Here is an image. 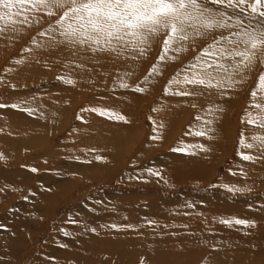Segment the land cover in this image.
Wrapping results in <instances>:
<instances>
[{
    "label": "rangeland",
    "instance_id": "1",
    "mask_svg": "<svg viewBox=\"0 0 264 264\" xmlns=\"http://www.w3.org/2000/svg\"><path fill=\"white\" fill-rule=\"evenodd\" d=\"M30 21V25H21L18 21L14 25L12 22H0V103L10 105L24 101L22 107H26L34 99L28 98L30 92H40L50 96L51 109L35 121L29 115L25 118L9 114L8 118L4 112L7 109L23 111L10 106L0 108V154L6 157L0 159V189H3L0 191V224L6 226L0 228V264H67V261L71 264L72 257L61 255L51 259L47 252L53 251L54 245H58L65 236L64 231L59 230L62 229L61 222L78 215L82 219L76 218L77 225L71 222L68 225H72V235L78 237L82 246H79L82 252L74 253V256L79 261L85 258L83 264H93L92 258L103 259L104 252H113L108 235L113 232L122 235L124 231L134 240V245L130 243L129 247L139 250L141 243L148 245L139 251L140 254L130 255L133 256V264L137 261L145 264L143 260L147 258L146 264H153L151 254L157 250L168 255L175 251L177 258L189 255L187 250L198 251L196 258H192L191 252L185 256V261L191 264H207L209 261L212 264L216 258L214 247L235 252L234 259L225 258L231 261L228 264H264V162L243 161L237 154L244 151L258 155L256 149L242 147L239 138L244 133L245 141L250 142L251 136L258 133L254 125H247L246 118L242 123L241 118L247 111L256 113L249 104L259 74L264 72V63L257 60L252 71L243 73L241 84L226 90L227 95L222 98H212L224 111L215 114L214 123L209 126L214 131L207 136H195L190 133L199 128L203 119L209 118L206 116L208 101L205 98L165 97L162 85L166 80L162 78H156L155 86L146 94L112 88V77L121 76L127 69L133 71V76L126 79L130 84L146 73L160 54L159 44L154 45L147 57L140 61L114 60L98 54L95 59L99 64H93L91 54H86L83 56L86 67L70 71L56 62L55 56H49L48 51L32 43L33 38L38 43L47 39L39 32L47 28L50 19L40 13L30 17ZM198 50L199 47L184 54L183 62L190 60ZM62 56L67 57L68 54L64 52ZM46 59L50 67L45 66ZM19 60L23 63H17ZM166 63L165 76L174 74L181 66L180 61L168 60ZM87 68L93 71L89 73ZM61 75L73 78L77 83L67 85L57 78ZM88 79L92 80L91 84L85 82ZM49 82L56 86L46 85ZM43 83L45 85L41 86ZM12 84L15 88L10 87ZM257 93L259 100L264 94L259 89ZM193 102L197 104L196 108L191 107ZM92 106L113 107L130 123L100 117L87 110L81 112V108ZM153 107L158 111H152ZM78 116L82 119H77ZM197 116L201 120H197ZM3 118L8 121L1 122ZM154 135L162 138L152 139ZM27 141L31 144L28 145ZM82 141L83 146L80 145ZM74 144L75 151L81 150V146L86 148L83 149L85 154L82 152L80 155L84 160L88 157L90 164H97V169L74 166L81 168L82 173L85 169V174L88 172L82 175L81 180L75 177L79 170L69 171L68 168L64 173L60 170L63 166H58L63 156L72 160L73 156L68 155H71L69 148ZM196 145H203V149ZM41 148L46 150L40 151ZM92 148L100 149L105 159L95 160L96 151H88ZM176 148L186 150L174 151ZM41 152L49 154L50 159L39 157L44 156ZM37 163L45 164V167L41 168ZM32 167L38 171L32 172ZM49 168L53 169L51 177L54 176V183L39 177L43 169ZM147 168H153L161 175H149ZM241 168L247 175L241 173ZM14 170H19L22 175L12 173ZM60 171L63 172L62 178L69 176L67 182L60 180ZM223 184L251 190L232 193L221 187ZM25 196L27 200L23 198ZM186 203L194 207H185ZM231 217L252 220L255 224L229 227L220 222ZM146 220L156 223L149 225ZM112 223H131L137 227L113 229L110 227ZM165 224L168 227L165 228ZM84 225L95 227L96 233L85 232ZM86 236L94 248L88 257L85 253L91 244L82 242ZM103 238L107 242H99ZM70 246L73 247L72 244ZM40 249H43L41 254ZM177 258L171 263L167 260H162V263L180 264V261H174Z\"/></svg>",
    "mask_w": 264,
    "mask_h": 264
},
{
    "label": "snow or ice",
    "instance_id": "2",
    "mask_svg": "<svg viewBox=\"0 0 264 264\" xmlns=\"http://www.w3.org/2000/svg\"><path fill=\"white\" fill-rule=\"evenodd\" d=\"M245 6L251 9L252 14L258 13L259 19L246 22L242 15ZM237 8L240 9L239 14L235 11ZM229 9L233 11L230 12ZM40 13L51 21L45 30L39 32L40 36H47V39L43 43H38L33 38L32 43L37 48L48 51L49 56H55L56 62L61 63L66 70L84 69L86 63L83 56L86 54H91L93 64H99V60L95 59L98 54L114 60L140 61L147 57L154 45L159 44L160 54L146 73L141 74L130 84L126 79L133 76V71L127 69L121 76L112 77V88L131 89L134 93L146 94L155 86L156 78H162L166 80L162 85V95L165 97L175 96L193 100L205 98L208 101L206 116L209 118L203 119L199 128L190 133L195 136H207L209 132L214 131L209 126L213 125L215 114L224 111L220 103L212 98L214 96L222 98L227 95L226 90L235 89L241 84L243 73L252 71L257 60L264 63V0H253L252 3H248V0H0V22H12L14 25L18 21L21 25H30V17ZM198 47L196 55L186 63L183 62V55L190 50L196 51ZM64 52L68 54L67 57L62 56ZM168 60L180 61L181 66L174 74L165 76ZM36 62L40 61L37 59ZM17 63H23V60ZM45 66L50 67L47 59ZM87 71L90 73L93 69L87 68ZM57 78L67 85L77 83L75 79L63 75ZM85 82L91 84L92 80L88 79ZM10 87L15 88V85L12 84ZM257 89L264 94V72L259 74L256 88L251 92L249 108L255 109L256 113L247 111L241 118L242 123L246 118L247 125H254L258 133L251 136L250 142L245 141L244 133H241L239 138L242 147L256 149L258 155L238 151L237 154L243 161L264 162V95L257 100ZM24 103V101L10 105L0 103V108L10 106L33 114L34 109L22 107ZM191 107L196 108L197 104L193 102ZM85 110L110 120L130 123L125 115L113 107L81 108V112ZM151 110L158 111L155 107ZM43 116L44 114L41 113V117ZM77 119H82V116H78ZM196 119L201 120V117L197 116ZM153 131L155 132L156 129L154 128ZM161 138L158 135L152 137V139ZM196 147L203 149V145ZM185 150V148L174 149L179 152ZM88 151L96 150L92 148ZM72 158L80 160L79 156ZM0 159L6 157L0 154ZM102 159L105 157L95 155V160ZM31 171L37 172L38 169L32 167ZM146 171L149 175L158 177L161 175L153 168H147ZM240 171L247 175L243 168ZM129 179L132 177L130 176ZM210 186L214 187V185ZM221 187L232 193L251 190L229 184H223ZM23 198L28 199L27 196ZM185 207L191 208L194 205L186 203ZM69 221L77 223L71 218ZM220 222L229 227L255 224L252 220L238 217L221 219ZM146 223L151 225L156 222L146 220ZM107 226L101 225V227ZM5 227L0 224V228ZM110 227L135 229L137 225L112 223ZM84 230L92 233L97 231L95 227L88 225H84ZM64 235L70 234L64 231ZM61 246L66 247V245Z\"/></svg>",
    "mask_w": 264,
    "mask_h": 264
},
{
    "label": "bare ground",
    "instance_id": "3",
    "mask_svg": "<svg viewBox=\"0 0 264 264\" xmlns=\"http://www.w3.org/2000/svg\"><path fill=\"white\" fill-rule=\"evenodd\" d=\"M249 3H251V2H249ZM229 11L231 12V11H233L232 9H229ZM235 11L239 14L240 13V9L239 8H237V9H235ZM242 15H243V17L245 18V20H246V22L248 21V20H252L253 22L255 21V20H257V19H259V16H258V13L257 14H252L251 13V9L250 8H248V7H244V12L242 13ZM14 69V68H13ZM44 70V69H43ZM24 71V70H23ZM36 71V70H35ZM38 71V70H37ZM46 71V70H45ZM50 74V73H49ZM44 77V76H43ZM46 78V77H45ZM250 79V78H249ZM19 82V81H18ZM63 83V82H62ZM22 84V83H21ZM55 84V83H54ZM52 82H49V83H47L46 85H48V86H53L54 85ZM41 86H44L45 84L43 83V84H40ZM19 86V85H18ZM55 86H56V84H55ZM54 86V87H55ZM53 87V88H54ZM64 89V88H63ZM58 90V89H57ZM44 92V91H43ZM49 92V91H48ZM31 94L28 96V98H32V97H34V99H33V101H31V102H29V104H28V106H26V107H30V108H32V109H34V113L33 114H26L25 112H13V110L12 109H7L6 111H4V112H6L5 114H7L8 115V118H9V114H13V115H15V116H18L19 115V117H22V115L23 116H25V118H27V116L28 117H30V116H32V117H34V119L33 120H35V121H37L36 119L37 118H41V113H45V112H47L48 110H50L51 109V106H50V101H51V99L49 98L50 96L49 95H43V94H40V92H37V93H34V92H30ZM86 93V92H85ZM53 95H54V93H53ZM134 96V95H133ZM53 97V96H52ZM59 98V97H58ZM61 98V97H60ZM132 98V97H131ZM99 100V99H98ZM4 117H6V116H4ZM44 117V116H43ZM13 119V118H12ZM30 119V118H29ZM3 121H1V122H6V121H8V119L6 120H4V118L2 119ZM33 120H32V122H33ZM10 121V120H9ZM30 121H31V119H30ZM52 121V120H51ZM29 122V121H28ZM8 129V128H7ZM9 131V130H8ZM113 132V131H112ZM6 133H7V131H6ZM17 134V133H16ZM112 134V133H111ZM24 135V134H23ZM4 136H6V135H4ZM3 136V137H4ZM14 137V136H13ZM12 137V138H13ZM129 137V136H128ZM18 138V137H17ZM20 138V137H19ZM21 138H23L22 136H21ZM86 137H84V139H85ZM88 138H90V137H88ZM9 139H11V138H9ZM28 139H30V138H28ZM38 140V139H37ZM34 141V140H33ZM39 141V140H38ZM37 141V142H38ZM48 141V140H47ZM7 142V141H6ZM9 142H11V140L9 141ZM13 142V141H12ZM28 142V145L29 144H31L30 143V141H27ZM45 142V141H44ZM0 143H2V142H0ZM5 143V142H4ZM16 143H18V142H16ZM41 143V142H40ZM46 143H48V142H46ZM50 143V142H49ZM10 144V143H9ZM22 144V143H21ZM33 144V143H32ZM82 144V146L84 145V143H83V141L80 143V145ZM13 145V144H12ZM37 145H38V143H37ZM39 145H41V144H39ZM45 145V144H44ZM34 146V145H33ZM42 146V145H41ZM81 146V150H77V151H75V148H76V144H74L72 147L73 148H69L70 149V154L71 155H68V156H73V157H75V156H79L80 157V160H74V158H72V160L70 159V160H68V157L67 156H63L62 157V159L60 160V163L58 164V166L60 167V165L61 166H63L60 170H63L64 171V173L66 172L67 173V169L69 168V171H75V169L76 170H79V172H80V169L81 168H75L74 166H82V168H88V169H90V168H92V167H94V169L96 168V166H97V164L95 165H92L93 163H91L90 164V162H89V158L88 157H85V159L86 160H84V156L83 157H81L80 155H82V152H83V147ZM18 147V146H17ZM16 147V148H17ZM21 147V146H20ZM32 147V146H31ZM39 147V146H38ZM75 147V148H74ZM13 148H14V146H13ZM37 148V147H36ZM12 149V148H11ZM29 149V148H28ZM49 149V148H48ZM86 149V148H85ZM84 149V150H85ZM38 150H39V148H38ZM43 150H46V149H44V148H41V150L40 151H43ZM42 154L41 155H43L44 154V156H39V157H41V158H43V157H48L49 156V154H46V152H41ZM84 153V152H83ZM34 154V153H33ZM38 154V153H37ZM85 154V153H84ZM97 154H99V155H102L103 154V152H101V150L99 149V150H96V155ZM24 156V155H23ZM67 157V158H66ZM49 158V157H48ZM44 159V158H43ZM47 159V158H46ZM50 159V158H49ZM67 159V161H65ZM41 161H44V160H41ZM83 161V162H82ZM84 161H86V163L84 162ZM37 162V161H36ZM45 162V161H44ZM49 162V161H48ZM43 163V162H42ZM67 163V164H66ZM38 165H41L40 167L41 168H43V167H45L44 165L45 164H40V163H37ZM37 165V166H38ZM100 166V165H99ZM56 167V166H55ZM54 167V168H55ZM97 169V168H96ZM53 170V169H52ZM50 168L49 169H43L41 172L43 173H41L42 175H40L39 177H44V178H46V179H49L48 181H53V177H51V175L53 174V171H52ZM56 170V169H55ZM15 171V170H14ZM4 173H5V171H3ZM56 172V171H55ZM54 172V173H55ZM78 172V174H77V176H75L78 180H81V178H83L82 177V175H84L85 174V172H86V169H85V172L84 173H82V172H80L79 173ZM12 173H17L18 175H22V172H20L19 170H16L15 172H12ZM44 173L45 174H47V175H44ZM88 173V172H87ZM86 173V174H87ZM56 174V173H55ZM62 174H63V172L62 171H60V172H58V175H61V181L63 180V181H66L67 182V180H69V176L67 177V176H65V177H63L62 178ZM85 174V175H86ZM93 174V173H92ZM54 175V174H53ZM84 175V176H85ZM17 177V176H16ZM20 178V177H19ZM60 178V177H59ZM65 178V179H64ZM67 179V180H66ZM38 180V179H37ZM41 180V179H40ZM58 180V179H57ZM74 180V179H73ZM48 181H46V182H48ZM59 181V180H58ZM66 182H64V183H66ZM79 182V181H78ZM53 183H54V181H53ZM59 183V182H58ZM61 185V184H60ZM60 185H59V187H60ZM57 186V185H56ZM76 186V185H75ZM74 187V186H73ZM52 190V189H51ZM46 191V190H45ZM46 193V192H45ZM132 198V197H131ZM31 199H33V198H31ZM136 200V199H135ZM34 207V206H33ZM81 209V208H80ZM81 211H82V209H81ZM85 211H86V209H85ZM84 213V212H83ZM80 215H81V213H80ZM83 215V214H82ZM79 216V215H78ZM78 216H75V217H72L71 219L72 220H75L76 221V218H77V220H80V219H82V216H81V218H79ZM1 219V218H0ZM68 222H70L69 220H63L62 222H61V226H62V229H63V231H66V232H68L70 235H68V236H64V237H62L61 238V240L62 241H58V245H54V249H53V251H52V249H51V252H47V253H49L48 255H51V257H53V256H61V255H66V256H70V257H72V262H71V264H83V262H85L84 260H85V258L84 259H81L80 261L78 260V259H76V257L74 256L75 254L74 253H77L78 254V252H80L81 250H79V246H80V243L78 242L79 240H77V238L78 237H75V235H72L73 234V232L70 230V229H72V225H68ZM78 222V221H77ZM72 224H75V225H77V223H72ZM100 225V224H99ZM76 228V227H75ZM252 228V227H251ZM124 229V228H123ZM247 229V228H246ZM60 230V229H59ZM1 231V230H0ZM126 233V231H124V233H122V235H121V233H119V232H113L111 235H108V236H110L109 237V239L108 238H106V239H108V241L110 242V244L114 247L113 249V252H111V253H109V252H104L106 255L104 256V258L103 259H100L99 257H95V258H92V260H94V261H92L91 263H93V264H133L132 262H131V258H133V256H130L132 253V255H134V254H140L139 253V251H141V250H144V248H146V247H148V245L147 246H143L144 244L143 243H141V246L140 247H138V249L139 250H137L136 248H134V246H132V247H129L131 244L130 243H132L133 245H134V240L132 241V238H129L128 236H130V235H127V234H125ZM248 233V232H247ZM63 234V233H62ZM244 234V233H243ZM126 236V237H125ZM249 236V235H248ZM74 237V238H73ZM131 237V236H130ZM136 237V236H135ZM49 238V237H48ZM251 238V237H250ZM80 239V238H79ZM93 239H94V237H93ZM26 241H27V239H26ZM104 241H106L107 242V240H104V238L103 239H101V241H99V242H104ZM145 241V240H144ZM147 241H149V240H147ZM82 242H83V244L84 245H86L87 243L86 242H88V237L86 236V240L85 241H83L82 240ZM85 242V243H84ZM154 242V241H153ZM250 242H252V240L250 241ZM250 242H247V244H249ZM138 243V242H137ZM253 243V242H252ZM70 244H72V246L73 247H71L70 246ZM91 243L90 242H88V245H90ZM100 244V243H99ZM102 244H104V243H102ZM124 244V245H123ZM229 244V243H228ZM245 244V243H244ZM61 245H66V247H62ZM82 245V244H81ZM92 245L93 244H91V246L89 247V249H88V251L85 253L86 255H87V257L88 256H91V252L93 251V247H92ZM126 245H128V246H126ZM214 245V244H213ZM243 245V244H242ZM246 245V244H245ZM254 245V244H253ZM123 246H124V248H123ZM217 246V245H216ZM247 246V245H246ZM80 247H82V246H80ZM125 247H129V248H125ZM162 247V246H161ZM100 248V247H99ZM204 248H206V247H204ZM240 248V247H239ZM238 248V249H239ZM91 249V250H90ZM109 249V248H108ZM212 249V248H211ZM229 249H230V247H229ZM232 249V248H231ZM50 250V249H49ZM71 250V251H70ZM155 250V249H154ZM157 250V249H156ZM167 250V249H166ZM213 250H214V252H213ZM212 250V252L216 255V258L215 259H213L212 261H213V263L212 264H228V261L229 262H231L230 260H227L226 261V257H228L227 259H229V258H235V252H233V251H230V250H228V249H225L224 248V250H219L218 248H216V247H214V249ZM249 250V249H248ZM42 251V252H41ZM100 251V250H99ZM173 251V250H172ZM82 252V251H81ZM90 252V253H89ZM187 252L189 253V255H191V252H192V258H196L197 256H198V254L197 253H199L198 251H191V250H187ZM187 252H185V253H187ZM238 252V251H237ZM41 253H43V249L41 250L40 249V254ZM102 253V252H101ZM183 253V252H182ZM184 253V254H185ZM201 253V252H200ZM46 254V253H45ZM47 255V254H46ZM81 255V254H80ZM103 255V254H102ZM165 255V256H164ZM176 255H177V253H175V251H173V252H170V254L168 255L167 254V252H162V251H154L152 254H151V259H153V261H154V263L153 264H163L162 263V260H167V262H169V263H171L170 261H172L173 259H175V258H177L176 257ZM179 255H181V254H179ZM188 254H186L185 256L187 257V256H189ZM74 256V257H73ZM185 256H184V258H177V260H174V261H180V264H191L192 262H186L185 260ZM84 257V256H83ZM44 259H46V257H44ZM60 259V258H59ZM66 259V258H65ZM148 259L149 258H147V259H145L146 261H148ZM198 259H199V257H198ZM222 259V263H219L218 261L219 260H221ZM145 260H143V262L146 264V262H145ZM236 261H237V259H235ZM244 260V259H243ZM242 260V261H243ZM194 261H196V259L194 260ZM208 261V260H207ZM57 262V261H56ZM123 262V263H122ZM218 262V263H217ZM234 262V261H233ZM168 263V264H169ZM238 263V262H237ZM62 264H65L64 262L62 263ZM67 264H69L68 263V261H67ZM137 264H140L138 261H137ZM174 264H175V262H174ZM204 264H206V263H204ZM207 264H211L209 261H208V263ZM236 264V263H235Z\"/></svg>",
    "mask_w": 264,
    "mask_h": 264
}]
</instances>
